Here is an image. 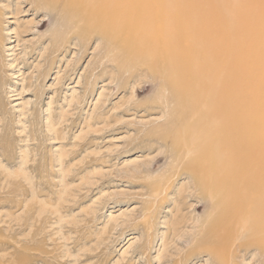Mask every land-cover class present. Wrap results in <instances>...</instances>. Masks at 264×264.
Masks as SVG:
<instances>
[{"label": "rangeland", "instance_id": "1", "mask_svg": "<svg viewBox=\"0 0 264 264\" xmlns=\"http://www.w3.org/2000/svg\"><path fill=\"white\" fill-rule=\"evenodd\" d=\"M47 17L0 0V264H264L202 249L212 207L164 137L162 77Z\"/></svg>", "mask_w": 264, "mask_h": 264}, {"label": "bare ground", "instance_id": "2", "mask_svg": "<svg viewBox=\"0 0 264 264\" xmlns=\"http://www.w3.org/2000/svg\"><path fill=\"white\" fill-rule=\"evenodd\" d=\"M28 1L119 39L162 77L177 127L164 137L212 207L202 249L236 242L264 262V0Z\"/></svg>", "mask_w": 264, "mask_h": 264}]
</instances>
